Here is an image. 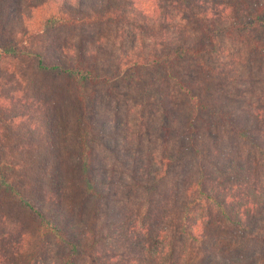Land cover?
<instances>
[{
    "label": "trees",
    "instance_id": "trees-1",
    "mask_svg": "<svg viewBox=\"0 0 264 264\" xmlns=\"http://www.w3.org/2000/svg\"><path fill=\"white\" fill-rule=\"evenodd\" d=\"M132 2L0 0V64L18 60L27 65L32 82L48 78L62 82L74 103L76 176L80 183V200H71L75 192L71 176L62 163L64 152L54 141L62 131L53 126L56 118L51 117L48 103L34 93L44 108L39 111L41 108L35 106L41 112L39 122L29 125L24 134H16L12 126L22 114L10 111L6 102H20L23 96L15 90L5 92L0 86V130L10 128L19 139L30 140L29 144L0 147L1 199L12 201L30 216L38 243L43 248L56 245L62 251L61 264H264V136L259 137L260 131L248 132L246 127L233 129L246 143V155L219 158L217 148H208L211 161L197 160L195 169L190 168L192 178L165 203L166 210L173 212L170 219L166 211L159 215L152 208L146 217L137 210L129 216L123 212L98 219L100 201L107 199L102 184L108 178L99 177L95 150L87 138L90 124L83 105L88 85L93 87L102 79L147 80L155 91L162 92L161 86L168 81L185 111L181 119L185 136L180 147L199 157L198 128L203 117L217 116L228 123L232 114L229 105L234 102L227 97L216 100L212 90L214 76L221 74L212 64L219 33L223 31L243 44L258 62L264 61V37L258 33L264 30V0H157L155 13L157 8L165 10V4L173 11H182L195 35L179 36L164 43L161 50L152 49L133 59H116L113 74L102 76L97 62L99 41L85 31L92 26L127 22L126 9ZM160 17L165 18V13ZM69 28L79 29L77 37H62ZM123 60L132 72L121 67ZM186 64L192 67V74L182 71ZM142 68L154 76L143 75ZM156 99L162 101L161 96ZM245 114L247 122L261 121L257 109L245 110ZM163 115L160 154L149 176L152 190V183L162 180L174 166L175 152L180 150L169 147L171 122L167 111L163 110ZM3 225L0 220L1 240L11 235ZM10 256L0 246V264H33L37 258L34 254L15 263Z\"/></svg>",
    "mask_w": 264,
    "mask_h": 264
},
{
    "label": "rangeland",
    "instance_id": "rangeland-1",
    "mask_svg": "<svg viewBox=\"0 0 264 264\" xmlns=\"http://www.w3.org/2000/svg\"><path fill=\"white\" fill-rule=\"evenodd\" d=\"M156 1L133 0L126 9L127 22L87 28L85 33L93 35L99 41L97 62L102 76L113 74L111 68L116 59L122 60L125 56L133 59L152 49L159 51L164 43L179 36L191 38L195 35L182 11H173L165 4V10L157 8L155 13V5H158ZM162 13H165L163 19L160 17ZM143 26L160 31L152 33L150 29L141 28ZM78 30L69 28L62 33V37L73 39L77 37ZM258 33L264 37V30ZM213 58L212 64L221 73L214 76L213 80L215 99L227 97L234 99V102L231 101L229 105L232 114L229 115L228 123L219 120L217 116L212 119L203 117L198 128L201 137L197 144H201L202 148L199 157L180 147L185 136L181 123L185 111L183 101L177 97L168 81L165 86H161L162 92L155 91L147 80L131 83L129 80L121 81L118 78L110 81L102 79L97 85L86 87L83 108L90 124L87 127V138L91 140L95 150V166L98 168L99 177L106 175L108 178L107 183L102 184L107 190L103 197L107 199L100 201L98 219L111 218L123 212L129 216L137 210L144 212L146 217L151 208L159 215L166 211L170 219L173 212L166 210L165 203L175 198V193L180 192L183 185L192 178L190 168L195 169L197 160L202 162V158H209L211 161L212 156L209 155L208 148H217L219 158L235 153L246 155L247 145L235 136L233 129L246 127L248 132L256 130L260 131L259 137L264 136V61L258 62L243 44L226 37L223 31L217 37ZM124 63L123 60L121 67L126 72H132L133 68L124 67ZM0 66V86L3 91L15 90L23 96L20 102L13 99L11 103L6 102L11 106L10 111L22 114L21 120L19 118L12 126L16 134H24L29 125L39 122L41 112L36 111L35 106L41 108L39 111L44 108L34 99V93L39 94V97L48 103L47 109L51 110V117L56 118L53 126L62 131L54 141L56 147L64 152L62 163L66 164L67 173L71 176V185L75 190L70 199L80 200L77 192L80 183L76 176L75 107L65 91V85L52 78L32 82L26 73L27 65L18 60H8ZM141 71L148 78L153 75L149 69L142 68ZM182 71L185 74L193 73L192 67L187 64L183 66ZM158 96L162 97V101L156 99ZM161 107L167 111L171 122L173 136L169 147L180 150L175 152L174 166L166 171L162 180L157 179L152 183L155 189L152 190L149 176L159 158L161 126L165 121ZM254 109L262 114L261 121L247 122L245 110ZM102 128L104 132H101ZM9 130L10 128L4 127L0 130V147L30 143V140L19 139ZM165 196L167 200L164 199ZM0 220L4 224L3 227L11 232L5 240L0 239V246L4 254H15L10 256L15 263L35 254L37 258L33 264H61L62 251L56 245L41 247L30 216L12 201L2 200L1 197Z\"/></svg>",
    "mask_w": 264,
    "mask_h": 264
}]
</instances>
